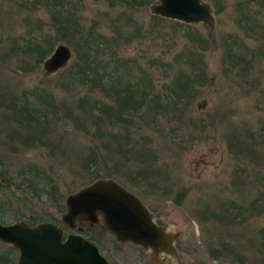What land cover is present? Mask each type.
Segmentation results:
<instances>
[{"label": "rangeland", "instance_id": "374dc122", "mask_svg": "<svg viewBox=\"0 0 264 264\" xmlns=\"http://www.w3.org/2000/svg\"><path fill=\"white\" fill-rule=\"evenodd\" d=\"M202 1L212 29L155 0H0V224L50 222L109 264H154L60 220L68 194L110 178L174 232L170 264H264V0ZM57 44L71 56L48 73ZM17 256L0 242V264Z\"/></svg>", "mask_w": 264, "mask_h": 264}, {"label": "water", "instance_id": "95a60500", "mask_svg": "<svg viewBox=\"0 0 264 264\" xmlns=\"http://www.w3.org/2000/svg\"><path fill=\"white\" fill-rule=\"evenodd\" d=\"M149 6L152 14L186 24L204 23L214 27V17L208 3L202 0H155ZM71 56L70 49L57 44L43 61L48 73L64 67ZM65 212L60 220L77 229L83 222L99 223L103 233L120 243H129L149 252L155 264H170L176 257L174 232L157 225L152 214L140 200L113 179H96L68 194ZM0 242L18 250L16 264H108L98 248L80 234L63 237L62 229L50 222L29 226L24 222L0 224ZM159 255H165L164 261Z\"/></svg>", "mask_w": 264, "mask_h": 264}, {"label": "trees", "instance_id": "16d2710c", "mask_svg": "<svg viewBox=\"0 0 264 264\" xmlns=\"http://www.w3.org/2000/svg\"><path fill=\"white\" fill-rule=\"evenodd\" d=\"M57 21L59 22L60 20L58 19ZM32 48L35 49V52H37L38 57H41L44 54V49L40 44L37 43V45H32ZM183 78H185V76L178 78V81H176L175 79L174 82L176 83V85L180 83L179 85L183 84L184 87H187L188 85L186 83L188 82V79L186 78V80H183Z\"/></svg>", "mask_w": 264, "mask_h": 264}, {"label": "flooded vegetation", "instance_id": "af4514ba", "mask_svg": "<svg viewBox=\"0 0 264 264\" xmlns=\"http://www.w3.org/2000/svg\"><path fill=\"white\" fill-rule=\"evenodd\" d=\"M83 223H85V222H83ZM83 223H81V224H79L78 226L81 228V230H82V227H81V225L83 224ZM88 223V222H87ZM89 224V223H88ZM99 224V223H98ZM89 225H92V224H89ZM77 230V229H76ZM81 230L79 231V232H81ZM78 231V230H77ZM102 231V230H101ZM67 234H70V233H66L65 235H67ZM62 235H63V230H62ZM65 235H63V237L65 236ZM16 251H17V254H18V250L16 249V248H14ZM147 252V251H146ZM148 254H149V252H148ZM163 256H165V255H163ZM153 262V261H152ZM154 263V262H153ZM155 264V263H154Z\"/></svg>", "mask_w": 264, "mask_h": 264}]
</instances>
